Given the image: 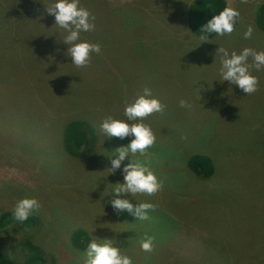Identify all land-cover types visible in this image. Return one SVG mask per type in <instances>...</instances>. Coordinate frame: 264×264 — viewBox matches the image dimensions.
Here are the masks:
<instances>
[{
    "label": "rangeland",
    "instance_id": "obj_1",
    "mask_svg": "<svg viewBox=\"0 0 264 264\" xmlns=\"http://www.w3.org/2000/svg\"><path fill=\"white\" fill-rule=\"evenodd\" d=\"M97 1L80 3L99 10ZM101 1L108 9H121L112 16L115 36L109 30L81 33L99 43L101 53H93L86 67H76L63 55V30L53 25L54 17L42 18L34 9L51 6L52 0H21L20 5L0 0V216L12 213L22 198L40 203L32 229L22 230L15 222L4 228L2 251L23 262L30 248L39 246L48 264H83L86 248L72 238L84 230L90 240L113 239L133 264H264V69L252 71L257 90L245 95L221 81L219 56L205 52V46L216 51L213 44L219 43L237 53L245 47L264 51L263 30L248 24L257 25L256 15L244 26L235 25L227 44L216 37L202 43L191 60L174 53L173 45L168 56L164 44H178L184 35H178L169 12L187 16L192 0ZM229 3L242 13L248 9L247 2ZM259 4L264 0L253 2ZM22 6L27 9L18 16ZM124 9H140L143 15L135 12L137 19L128 21ZM42 26L51 33L34 32ZM249 26L252 38L244 39ZM130 44H137L132 51L137 58L131 59ZM144 87L165 108L143 120L155 143L144 155L130 154L148 165L160 190L120 197L155 206L149 219L140 221L109 203L115 198L112 184L122 175L117 170L107 176V157L130 138H106L100 125L108 117L126 119L124 104ZM180 98L191 103V110L178 107ZM77 120L91 124L97 136L88 134L90 145L73 157L61 145V133ZM195 154L213 162L215 171L206 179L186 165ZM146 236L153 238L151 252L140 247Z\"/></svg>",
    "mask_w": 264,
    "mask_h": 264
},
{
    "label": "clouds",
    "instance_id": "obj_2",
    "mask_svg": "<svg viewBox=\"0 0 264 264\" xmlns=\"http://www.w3.org/2000/svg\"><path fill=\"white\" fill-rule=\"evenodd\" d=\"M45 8V7H44ZM46 12L54 17V24L63 30L62 43L66 45L63 55L70 58L71 64L76 67H86L93 53L99 55L101 46L99 43H90L81 39V33L94 31L96 28L95 16L85 7L81 6L80 0H52L51 6L45 8ZM239 12L231 7H226L216 15H212L203 29L208 33L218 36L231 34L234 26L238 23ZM253 28L249 26L243 33L244 39H250ZM202 39H206L202 37ZM219 56L218 74L221 81H227L235 85L245 95H251L257 90L258 79L252 71L264 69V51H257L245 47L239 53L229 51L224 47H218L215 53ZM251 58V62H249ZM178 107L191 110V103L180 98ZM165 105L153 95L152 89L144 87L142 92L123 108L126 119L108 117L101 122V131L106 138H118L124 140L130 138L126 146H121L108 156V175L117 170L122 175V181L116 182L111 188L115 198L109 201L110 206L116 212L126 211L136 220L146 221L149 219V211L154 209L150 202L136 203L135 205L123 195L135 196L137 194L152 195L161 188L157 176L149 169L148 165L139 160H133L131 155L139 153L144 155L156 140L150 126L143 122L144 118L153 113L162 112ZM130 162L124 163L125 159ZM40 208L39 201L32 198L18 200L12 210L11 217L15 222L23 223ZM113 239L93 238L87 244L83 253V264H133L132 259L124 255L121 248L116 246ZM142 251L153 250V238L146 236L140 242Z\"/></svg>",
    "mask_w": 264,
    "mask_h": 264
},
{
    "label": "trees",
    "instance_id": "obj_3",
    "mask_svg": "<svg viewBox=\"0 0 264 264\" xmlns=\"http://www.w3.org/2000/svg\"><path fill=\"white\" fill-rule=\"evenodd\" d=\"M224 8H226L225 0H194L192 5L188 7L189 12L187 18L190 28L199 36L213 37L215 33L205 32L203 27L207 21L211 19L212 15L218 14ZM97 20L98 18L95 16V21ZM256 21L258 28L264 31V4L259 8ZM96 28H98L97 25ZM95 30L98 31V29ZM88 134H90L92 139L94 134L97 136V132L91 124L89 125L79 120L70 121L66 127L64 126L61 133L63 137L61 145L70 156L77 157L80 155L83 147H87L88 144L90 145L86 139ZM186 165L195 177L201 179H206L209 177L210 173L215 171L212 160L203 154L192 155L188 159ZM13 222L15 221L12 219L11 213L2 214V216H0V235L4 228ZM15 223L17 227L28 231L34 227L35 219L30 216L28 220L23 223ZM90 237L91 236L87 232L81 230L73 235L72 243L78 246V248H86L90 241ZM0 264H48V262L45 259L44 251L39 246L31 247L28 253L24 255L23 262L16 261L2 251V243L0 241Z\"/></svg>",
    "mask_w": 264,
    "mask_h": 264
},
{
    "label": "crops",
    "instance_id": "obj_4",
    "mask_svg": "<svg viewBox=\"0 0 264 264\" xmlns=\"http://www.w3.org/2000/svg\"><path fill=\"white\" fill-rule=\"evenodd\" d=\"M193 1L194 0H192L190 3H192ZM236 1L247 2L246 4H248L247 5L248 9L246 10L245 13H242V11H240L238 9V6L235 7V9L238 12L239 11L241 12V14L239 12V16L237 18L238 23L241 24V26H244V24L247 23V20L253 18L254 15H258L259 8L263 5V4H259L258 6H256V5L253 6V2L256 0H236ZM20 3H21V0H19L18 5H20ZM122 3H124V2H122ZM225 6L230 7L229 0H225ZM44 7L46 8V7H50V6L44 4L42 6V8H34V9L40 11L42 18H45L49 15L46 12ZM13 8L14 9H12L10 7V9H11L10 11L15 10V6H13ZM97 8L99 10H94V9H96V6H95V8H90L89 10H91L90 12L98 18V20L95 21V24L97 25L98 30L101 32L100 34H102L101 30H109L110 35L112 34L111 36H115V33L114 32L112 33V28L114 27V22L112 20V18H114V17H112V16H116L117 11L121 10V9H108L106 7V5L103 4V1H101V0L97 1ZM25 9H27L25 6H22L21 8H19V11L17 12L18 16H19V12L24 14ZM124 10L127 11V16H124V17L128 21H130L131 18L136 20L137 19L136 13H138L139 15H143V14H140V12H141L140 9H138V10L124 9ZM249 11L251 12V15H250ZM168 18L171 19V24H175V23L177 24L176 28H177L178 35H181L184 32V35L177 39L178 44H164L166 49H167L168 56H171V47L173 45L174 46V53H176L178 56L183 55V56L193 60L192 56H198L200 54V52L198 51V48L202 45V43H211L212 42L211 39L216 37L218 39H224L223 44H227L226 40L231 38V34H226L224 36H218L217 34H215L213 37H204L206 39H202V36L195 34V32L190 28L188 18L186 15L184 17H180L176 13L169 12ZM238 23L236 24V27L238 26ZM248 24L253 25L258 31H260L254 20H249ZM49 28L52 29V27H50V26H49ZM39 30L40 31L45 30V31L51 33V30L48 29V26H42L41 28L36 29L34 32H37ZM164 32H166V30ZM260 32L264 35V31H260ZM113 38L116 41L115 37H113ZM81 39L85 40L83 37ZM100 40H101V38H100ZM130 40H131V35H130L128 41H130ZM140 43L143 44L144 46L146 44L145 48H150V44H148V41L146 39H141ZM130 45L132 46L130 49L131 59L137 58L138 56H136V54L132 53V51H136L135 47H137V44H130ZM213 45H216L217 47H220V46L223 47L222 44H220V43L219 44H213ZM205 47H206V50H205L206 53H207V50L212 51V52H209L208 55H211L213 57L216 56L215 55L216 51H214V49H215L214 47H210V46H205ZM228 47L229 48H227V47H224V48L228 49L230 52L233 51L232 48L229 46V44H228ZM194 49H196V50H194ZM204 56H205V54L201 55V57H204ZM203 83L208 85L205 87L206 90L212 89L209 82L205 81Z\"/></svg>",
    "mask_w": 264,
    "mask_h": 264
}]
</instances>
